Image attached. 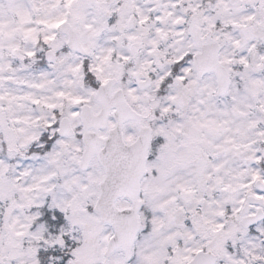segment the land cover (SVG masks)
<instances>
[{"label": "snow or ice", "instance_id": "1", "mask_svg": "<svg viewBox=\"0 0 264 264\" xmlns=\"http://www.w3.org/2000/svg\"><path fill=\"white\" fill-rule=\"evenodd\" d=\"M0 264H264V0H0Z\"/></svg>", "mask_w": 264, "mask_h": 264}]
</instances>
